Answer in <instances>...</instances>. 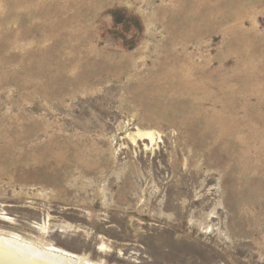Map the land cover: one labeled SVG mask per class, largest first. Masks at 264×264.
<instances>
[{
	"label": "rangeland",
	"instance_id": "obj_1",
	"mask_svg": "<svg viewBox=\"0 0 264 264\" xmlns=\"http://www.w3.org/2000/svg\"><path fill=\"white\" fill-rule=\"evenodd\" d=\"M0 238L264 264V0H0Z\"/></svg>",
	"mask_w": 264,
	"mask_h": 264
},
{
	"label": "bare ground",
	"instance_id": "obj_2",
	"mask_svg": "<svg viewBox=\"0 0 264 264\" xmlns=\"http://www.w3.org/2000/svg\"><path fill=\"white\" fill-rule=\"evenodd\" d=\"M138 135L147 139L153 137L151 133ZM0 264H83V258L69 257L0 238Z\"/></svg>",
	"mask_w": 264,
	"mask_h": 264
}]
</instances>
